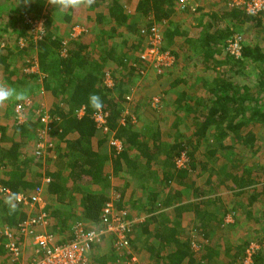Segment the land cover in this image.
<instances>
[{
	"label": "trees",
	"instance_id": "16d2710c",
	"mask_svg": "<svg viewBox=\"0 0 264 264\" xmlns=\"http://www.w3.org/2000/svg\"><path fill=\"white\" fill-rule=\"evenodd\" d=\"M45 1L25 11L0 3V31L8 38L0 40V83L27 89L31 101L24 120L15 109L27 99L0 104V187L11 192L0 193V227L14 230L27 218L15 194L30 196L42 186L41 197H55L45 210L52 229L72 219L84 230L105 228L107 204L121 221L133 222L125 230L128 261L136 255L146 264H244L257 239L249 264H264V160L258 158H264V12L247 14L237 6L206 12L201 4L207 0H137L127 13L118 0L103 1L87 19L89 32L64 43L49 29L51 18L42 17ZM73 11L63 13L66 20ZM25 14L43 20L39 38ZM188 17L196 24L186 29L181 21ZM153 26L161 32V50L196 62L203 73L199 82L174 77L163 91L173 90V100L156 105L151 95L134 96L140 79L147 86L169 78L140 58L141 31ZM236 31L243 33L239 56L226 49ZM40 88L53 98L47 112ZM92 94L102 100L100 110L91 107ZM99 112L106 115L101 126L93 118ZM43 128L45 154L37 152ZM190 232L207 240L198 250ZM5 252L0 243V255ZM93 260L109 264L106 254Z\"/></svg>",
	"mask_w": 264,
	"mask_h": 264
},
{
	"label": "built area",
	"instance_id": "2783aa9c",
	"mask_svg": "<svg viewBox=\"0 0 264 264\" xmlns=\"http://www.w3.org/2000/svg\"><path fill=\"white\" fill-rule=\"evenodd\" d=\"M183 1V0H182ZM232 6H241L247 13L259 14L264 12V0H231ZM31 24L33 31L38 37L42 32L36 29L37 23H42L41 19L36 20H24ZM78 28V35L82 32V28ZM141 34L145 35L146 44L145 49L140 55L141 60L152 65L158 70L165 69L169 66L166 59L171 57V53L167 50H161L160 45L162 42V36L160 30L153 26L148 31L142 30ZM71 39L77 38L76 35L71 34ZM34 36L35 38H37ZM240 36L234 35L228 41L227 51L235 56H239L241 53ZM107 84L111 85L110 79H107ZM31 101L27 98L24 104H18L15 109L18 120H24V106L29 105ZM82 114V110L79 111ZM105 116L99 112L94 115V120L99 126L105 124ZM41 121L47 123L48 116L44 114L41 117ZM46 128L39 131V137L42 141L37 146V152L40 153L43 148H46L44 143ZM115 147L120 150V142L118 140L111 141ZM42 153V152H41ZM43 154V153H42ZM49 178H44L43 182L47 183ZM41 187H38L34 194L27 196L23 193H17L14 196V200L24 206L27 211V218L19 223L14 230L6 228L3 231L4 247L10 257L16 260H20L18 264H88V253L92 249V245L99 240V237L103 234L112 233L115 236V246L118 250H128L130 247L128 237L125 230H130V222L121 221L119 217L115 216L112 210V204L105 205L102 214V221L105 228L100 230H84L83 227L77 225L74 227V238L70 241L57 243L55 237L51 233L40 232L39 227L46 225L47 215L43 211L36 214L30 212L36 205L38 209L44 206L41 200ZM0 193L4 196H9L11 192L8 189L0 187ZM111 216V217H110ZM19 237L20 240H17ZM29 241V242H28ZM32 247V254L29 259L24 258L25 244ZM133 258V257H132ZM131 258V259H132Z\"/></svg>",
	"mask_w": 264,
	"mask_h": 264
},
{
	"label": "crops",
	"instance_id": "0c3cea01",
	"mask_svg": "<svg viewBox=\"0 0 264 264\" xmlns=\"http://www.w3.org/2000/svg\"><path fill=\"white\" fill-rule=\"evenodd\" d=\"M103 1H105V3H107V2H109L110 0H94V8H90V6L92 5H90V6H88V8H87V10L85 9V8H82L83 10H82V13H83V15H81V17H83L84 18V23H80V24H82L84 27H86L87 28V25L89 24V21L87 20L88 18H93L94 17V13L96 12V11H98V10H100L101 9V3H103ZM34 2H35V0H29V2L28 3H25L24 2V0H0V3H4V5L6 4V7H10V6H15V7H17V8H19L20 9V11H25V9L27 10V7L29 6V8L30 7H32V5L34 4ZM98 2V6L97 5H95L96 3ZM118 2L119 3H121V5L124 7V9L126 8V9H129V10H135L136 9V4H137V0H118ZM8 5V6H7ZM105 5V4H104ZM28 8V9H29ZM1 10H3L2 12L4 13V14H6V11H5V9H1ZM73 10H75V12H77V11H81V8H74ZM84 10H86V12H84ZM204 10H205V8H204ZM208 10H211V8H209ZM131 12H133V11H131ZM58 14V15H57ZM7 15V14H6ZM61 16V18H62V20H58V19H56V18H58V17H60ZM1 17H5V16H1V14H0V18ZM42 17L43 18H47V17H50L51 18V20H52V24L49 26L50 28V30H51V27L52 28H54L55 30L53 31L59 38H60V40L61 41H63V40H65V41H67V27L69 28V26L67 25V24H65V22H67V23H69V24H71L72 22H73V20L77 17V15H76V13L74 14V11H73V17H72V19L70 20V21H68V20H66V18L63 16V13H60L58 10H55L54 8H53V6H51V5H49L48 4V0H46L45 1V6H44V8H43V11H42ZM173 17H175V16H173ZM187 20L188 19H192V17H188V18H186ZM186 19H184V20H186ZM1 20V19H0ZM192 21H194L193 19H192ZM182 22V26H185L186 27V29L187 28H189V27H191V25H192V23H190V22H186V21H181ZM189 24V25H188ZM71 26V25H70ZM185 27H183V28H185ZM88 29V28H87ZM0 30H1V22H0ZM69 30L71 31V27L69 28ZM89 31H87V33H88ZM234 33H236V34H239V35H243V33L242 32H240V31H236V32H234ZM86 34V32H84V34H82V37L84 36ZM4 38H6V39H8L7 38V33H2L1 31H0V40H3ZM64 38V39H63ZM231 38V37H230ZM229 38V39H230ZM75 39V38H74ZM74 39H70V40H74ZM2 42V41H1ZM196 57H194L193 58V60L195 59ZM187 59H179L177 62H176V67H177V73L175 74V75H173V77H170L169 76V78H167V80H164L165 81V85L167 84V85H170V83H172L173 82V78L174 77H176V76H179V77H187V79H190V80H192V81H196V82H199V80L201 79V77H202V72H201V67H197L195 64H197L196 62H192V60L191 61H188ZM182 66V68H183V66L185 67V71L184 70H182V68L181 69H178L179 67H181ZM33 70V69H32ZM34 72V71H33ZM171 78V79H170ZM164 84H160L163 88V90H165V88L166 87H164ZM166 90H168L169 91V89H166ZM172 91L173 90H171V91H169V93L171 92L172 93ZM38 92L40 93V95L42 96V97H39V100L41 101V102H45L46 101V103L47 104H49L50 106H51V103H52V100H53V98H52V96H51V94L48 92V91H45V90H41V88L38 90ZM166 97V96H165ZM167 99V98H166ZM10 105H12V102L11 103H9ZM6 106V105H5ZM9 106V105H8ZM1 109V108H0ZM94 188H98L97 186H93ZM52 196V195H51ZM78 197V196H77ZM43 202V201H42ZM44 206L40 209H38V207L36 206V205H34V207L31 209V211L30 212H33L34 214H36V213H38L39 212V210L40 211H44L45 212V210H46V208H48L49 209V205H51L50 204V202L49 201H47V199H46V201L44 200ZM54 206V205H53ZM62 207V206H61ZM63 208V207H62ZM66 210V208L64 207L63 208V210ZM69 210V209H68ZM46 213V215H47V212H45ZM54 221V220H53ZM75 221H77V219H72L71 221H69V222H66V223H64V225H62L61 226V223L60 222H58L57 223V225L54 227V229H52V227H51V224H47V222H46V225H44L43 227H40L39 228V231L40 232H46V233H51V234H55L56 235V237H55V242H57L58 240H60V239H64V238H67L66 239V241H70V240H72V239H70L69 238V240H68V237L71 235V232H72V234H73V236H74V227H73V223L75 222ZM134 222H136V221H134ZM64 226V227H63ZM62 231H65V232H62ZM190 234H192V233H188V236L190 235ZM193 236V235H192ZM191 236V237H192ZM17 238V240H20L19 239V237H16ZM115 236L112 234V233H108L106 236H105V238H100L99 239V241H98V243L95 245V246H92V249L90 250V252L88 253V263H94V264H97V262H95L93 259H94V255H98V256H102L103 254H106L107 255V257H108V254H107V252H109L110 251V249L111 248H114V244H115ZM65 241V242H66ZM29 242V241H28ZM204 242V241H203ZM191 243H192V241H191ZM196 243V242H195ZM194 244V243H193ZM97 246H99V247H102V248H104L103 249V251L101 250V253H99L98 251H96V247ZM5 251H6V249H5ZM116 251V250H115ZM24 253H26V258L25 259H29L30 258V254H32V247L30 246V244L28 245V243L26 242V244H25V251H24ZM117 253V252H116ZM128 254V253H130V254H132V251H131V247L126 251H121V256L120 257H122L123 259H125L126 260V258H125V254ZM5 254H6V252H5ZM5 254H3V255H1V256H5ZM10 257V256H9ZM133 257H134V255H133ZM91 258V259H90ZM112 258V257H111ZM89 260H90V262H89ZM108 260H110V258L108 259ZM127 261V260H126ZM108 262V261H107ZM114 264V263H113ZM127 264H130V263H127Z\"/></svg>",
	"mask_w": 264,
	"mask_h": 264
},
{
	"label": "rangeland",
	"instance_id": "374dc122",
	"mask_svg": "<svg viewBox=\"0 0 264 264\" xmlns=\"http://www.w3.org/2000/svg\"><path fill=\"white\" fill-rule=\"evenodd\" d=\"M219 2V3H218ZM216 3H218L217 5H216ZM232 3H233V1H231V0H207V1H204L202 4H201V6L203 7V9L205 8V10L204 11H209L208 9L209 8H211V9H217L219 6H225V7H231L232 6ZM79 8H81V11L79 12V11H77V12H75V10H74V14L76 13V15H77V17L73 20V22L71 23V24H69V23H67V22H65V24H67L68 26H69V28L71 27V31L69 30V28L67 27L66 29H67V41L71 38V34L73 33V35H78L79 33V31H78V28L77 27H79V28H82L83 30L82 31H84V32H86L87 33V31H89L90 29H91V26H90V23L87 25V28L86 27H84L82 24H80V23H84L85 21H84V18L83 17H81V15H83V13H82V8H85L86 10H87V8H88V6H82V7H79ZM86 10H84V12H86ZM125 11L127 12V13H131V11H134V10H129V9H126L125 8ZM58 15V14H57ZM178 17H181V18H183L184 16L183 15H178ZM31 19V14H25L24 16H23V20H30ZM56 19H58V20H62V18H61V16L60 17H58V18H56ZM43 21V20H42ZM186 22H190V23H192V25H194V24H196V21H192V19H186L185 20ZM71 25V26H70ZM225 24L224 23H222V26H224ZM247 26H248V24H246V25H244V27H243V30H246V28H247ZM183 27H185V26H183ZM249 27V26H248ZM36 29L37 30H39V32H43L44 30H45V25L43 24V23H37V25H36ZM189 29V28H188ZM55 29L54 28H52L51 27V31L53 32ZM84 32H82L83 34H84ZM54 33V32H53ZM234 33V32H233ZM247 34L249 35L250 33L248 32V30H247ZM35 36H36V34H35ZM37 37V36H36ZM38 38H39V36H38ZM64 39V38H63ZM74 39V38H73ZM63 42L65 43L66 41L65 40H63ZM144 45H147L146 43L144 44ZM144 49H145V47H144ZM164 51V50H163ZM143 52V51H142ZM168 61V63H169V66H167L164 70H166V77L167 76H171V75H175L176 73H177V67L175 66V63L177 62L176 60H175V57L173 56V55H171V57L170 58H168V59H166V62ZM33 69V70H32ZM31 69V72H33V71H35V69L34 68H32ZM30 70V69H29ZM141 82H146L144 79H140V81H139V83L141 84ZM144 83H143V87L142 88H139V91H138V93L137 94H135L134 96H138L141 92H142V94H144V99H141V100H152V103L154 104V105H156V104H164V101L166 100V98H167V101H169L170 102V100L172 101L173 100V94L170 92V93H167V94H164V90L162 89L163 87L160 85L161 83L162 84H164L165 83V81L164 80H162V82H159L158 81V79L156 78V80H154L152 83H149V85H144ZM134 86H136V84L134 85ZM148 88V89H145V88ZM41 90H42V88H41ZM157 91L158 90V94H155L154 93V91ZM149 95V96H148ZM150 95H151V98H149L150 97ZM166 96V97H165ZM149 99H148V98ZM140 100V101H141ZM139 101V102H140ZM143 102L144 101H141L140 102V104L139 105H143ZM49 104H47L46 103V101L44 102V104H43V109L47 112V110H48V108H49ZM161 108V107H160ZM142 109L143 108H141L140 110H139V113L138 114H140L141 112H143L142 111ZM45 111H44V113H45ZM130 111H132V109L131 108H129L128 109V112H130ZM161 112H162V110H161ZM24 118H25V115H24ZM168 119H169V117H168ZM171 119V118H170ZM5 122V120L4 119H1L0 118V123H4ZM186 123V122H185ZM261 136H262V139H264V134L262 133L261 134ZM264 144V141H262L261 142V144L260 145H263ZM260 147H262V146H260ZM262 151H263V149H261V150H259V153L258 154H260V153H262ZM41 152L43 153V154H45L46 152H45V148H43L42 150H41ZM40 152V153H41ZM258 158L261 160V161H263L264 160V158H263V155H259L258 156ZM47 198V201H49L50 202V204L51 205H55V203H54V201H55V197L52 195H48V194H45L44 195V197H41V200L44 202V200L46 201V198ZM45 198V199H44ZM65 208H67V210L70 208L69 206H67V207H65ZM63 209V208H62ZM228 219H230L229 218V215L228 214H226L225 215V220H228ZM77 225H80L81 227H83V226H85L83 223H82V221L81 220H77V221H75L74 223H73V227H75V226H77ZM4 229H6V227H4V226H1L0 227V233H2V231H4ZM191 233V232H190ZM108 234V233H107ZM107 234H105V235H107ZM195 234V233H194ZM194 234L192 233V235L194 236ZM54 235V237H56V235L55 234H53ZM195 239L197 240V242L196 243H194V244H192V247L193 248H195L196 250H198L199 249V246L197 245V243L198 242H203V241H207L206 239L204 240V239H201V236H196V234H195ZM256 237V236H255ZM255 237L253 238V239H255ZM99 241V240H98ZM98 241H96V242H98ZM255 241H260V240H253V242H251L250 243V246H248V248H247V250H246V258H245V263L244 264H249L250 263V261H252V258L250 257L251 255H252V253L256 250V249H258L260 246V242L259 243H256ZM264 241V240H263ZM100 242V241H99ZM1 244L2 243H4V240H2L1 242H0ZM103 249L104 248H102V247H99V246H97L96 247V251H98L99 253H101V250L103 251ZM116 250V251H115ZM122 251H125L124 249H122ZM127 251V250H126ZM117 252V253H116ZM107 254H108V259L110 258V260H108V262L107 263H109V264H127V263H139V264H146V260L144 259V258H142V257H137L136 255H134V257L130 260V261H126L125 259H123L122 257L120 258V256H121V251L120 250H118L117 248H116V246H115V244H114V248H111L110 249V251L109 252H107ZM26 253H25V255H24V258H26ZM112 257V258H111ZM91 259V258H90ZM89 262H90V260H89ZM18 263H20V260H16V259H14L13 257H9V255H8V253H7V251H6V254H5V256H1L0 255V264H18ZM88 264H94V263H88Z\"/></svg>",
	"mask_w": 264,
	"mask_h": 264
},
{
	"label": "clouds",
	"instance_id": "9594fccd",
	"mask_svg": "<svg viewBox=\"0 0 264 264\" xmlns=\"http://www.w3.org/2000/svg\"><path fill=\"white\" fill-rule=\"evenodd\" d=\"M24 2L28 3L29 0H24ZM93 3H94V0H48V4L53 6V8L55 10H58L60 13H64L68 9L79 8L82 6H90ZM237 7L242 8L244 12H246V10L243 7L241 6H237ZM234 35L240 36L241 38L240 45H241V43L243 42V38L241 37V35L234 33L231 37H233ZM242 47L243 45H241V50H242ZM27 98H28L27 89L17 90L16 88L9 87L6 84L0 83V104H3L4 102H7V101H13V102L25 101ZM89 102H90L91 107L94 110H100L103 107L102 100L96 94L90 95ZM132 223L133 222H130V230H131Z\"/></svg>",
	"mask_w": 264,
	"mask_h": 264
}]
</instances>
